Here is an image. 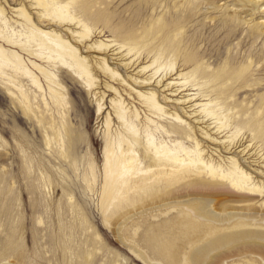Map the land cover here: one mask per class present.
Masks as SVG:
<instances>
[{
	"label": "bare ground",
	"instance_id": "6f19581e",
	"mask_svg": "<svg viewBox=\"0 0 264 264\" xmlns=\"http://www.w3.org/2000/svg\"><path fill=\"white\" fill-rule=\"evenodd\" d=\"M208 1L212 8L219 3L218 0ZM248 3L255 11L264 9V0ZM203 4L202 0H188L187 6L183 5L182 16L174 19L170 16L173 11H165L163 7L158 14L160 6L155 3L150 6V16L144 19L138 14L136 22L126 26L115 25L113 16L99 8L107 7L106 0H22L11 9L12 18L7 16L0 1V22L9 28L13 20L14 24L28 29L24 33L13 29L10 40L0 31V39L30 58L55 68L70 69L94 97L99 119L107 110L110 97L107 92L111 94L110 111L105 117L109 136L105 177L99 182H104V190L108 191L113 214L126 210L124 217L134 201L140 199L141 208L148 205L151 207L147 208L155 211L150 215L152 218L182 211L192 219L203 220L204 224L198 229L206 230L210 239L202 248L193 250L188 264H212V255L217 250L239 257L257 255L264 262V182L255 181L236 157L242 156L252 165L264 168L261 140L264 124L259 122L262 111L255 116L243 108L237 110L240 104L231 95L234 90L244 89L251 80L252 75L247 73L254 59L252 56L246 60L238 56L232 58L229 50L224 64L212 68L221 63L222 54L217 52L215 58L209 59L207 55L202 57L197 47L200 41L188 35L189 25ZM29 11L35 12L38 23L46 21L59 26V32L39 28ZM221 19L233 35L239 26L235 15ZM262 35L255 26L248 32V37L254 41ZM97 36L106 39L93 41ZM80 47L97 55H84L87 52ZM12 48L0 44V82L10 85L15 91H11L12 94L25 105V111L31 112L29 97L19 78H31L32 85L44 98V86L33 72L38 71L49 84L53 107L65 117L63 106L68 100L59 90L62 85L58 76L38 63H27L22 54ZM4 68H9L10 73L4 72ZM122 70L128 73L129 81L120 73ZM99 73L126 86L128 91L121 92L104 81L105 91L98 92ZM169 92L170 95H164ZM177 93L185 95L174 98ZM44 104L49 107L46 100ZM168 104L184 106L187 118L203 126L199 129L202 138L219 145L221 150L212 149L209 154L199 141L193 149H188L174 140L172 130L180 133L185 129L164 125L161 121L176 120L184 125L186 121L179 113L168 109ZM188 129L194 130L190 123ZM242 135V141L236 142ZM222 151L227 156H223ZM213 155L218 159L214 160ZM94 173L92 169L95 179ZM202 192H232L231 203L239 207L232 206L226 214L217 213L211 207L213 200ZM122 225L117 228L118 237L127 243L121 233ZM126 245L146 263L160 264L152 261L135 243Z\"/></svg>",
	"mask_w": 264,
	"mask_h": 264
},
{
	"label": "rangeland",
	"instance_id": "374dc122",
	"mask_svg": "<svg viewBox=\"0 0 264 264\" xmlns=\"http://www.w3.org/2000/svg\"><path fill=\"white\" fill-rule=\"evenodd\" d=\"M0 1L7 16L12 18L11 9L22 0ZM202 1L201 10L189 25V37L200 41L197 47L202 57L207 55L209 59L215 58L217 52L222 54L221 63L214 64L212 68L224 64L229 50L232 58L238 56L246 60L252 56L254 64L247 73L252 75L251 80L244 89L238 92L234 90L231 95L240 104L237 110L243 108L255 116L262 111L259 122L264 124V9L255 11L248 3L250 0H218L216 8L209 6L208 0ZM106 2L107 7L99 8L113 16L114 24L130 26L136 22L138 14L144 19L150 16V6L155 3L160 6L158 14L163 7L165 11H173L170 16L176 19L182 16L183 5L187 6L188 0ZM29 12L35 17L39 28L59 32V26L46 21L38 23L35 12ZM232 14L239 25L233 35L221 19ZM254 26L263 34L257 41L248 37L250 28ZM13 29L22 33L28 31L14 24L13 20L9 28L0 22L1 35L4 34L8 40L13 38ZM106 37L111 38L110 34H106ZM106 37L97 36L93 41L105 40ZM0 44L12 48L4 39H0ZM80 48L87 52L84 55H97L88 52L85 47ZM12 49L20 52L27 63L32 61L54 72L62 85L59 90L67 96L68 103L63 106L65 117L58 114L51 103L49 84L36 70L33 72L44 86L45 99L36 91L31 78H19L29 97L31 112L25 111V105L12 94L11 91H15L10 85L0 82V264H148L126 245L128 242L135 243L154 262L188 264L187 259L193 250L202 248L210 239L211 235L206 230L198 229L199 225L204 224L203 220L192 219L182 211H173L155 219L150 216L155 211L147 208L151 207L148 205L141 208L140 199L134 201L124 217L126 210L113 214L108 191L104 190V182H99L105 177L104 164L109 142L105 117L110 111L111 94L107 92V96H110L107 110L99 119L94 97L70 69L49 66L30 58L18 48ZM4 72L10 73L9 68H4ZM120 73L129 81L126 71ZM99 77L101 85L98 92L105 91L104 81L110 82L121 92L128 91L117 81L100 73ZM239 92L244 93L239 96ZM162 94L160 90L161 99L164 98ZM167 94L171 92L164 95ZM184 95L177 93L174 98ZM124 97L128 102L129 99ZM44 100L49 107L45 106ZM166 107L179 113L186 121V125L176 120L161 121L164 125L185 129L180 133L173 129L174 140L188 149H193L196 141H199L209 154L212 149L221 150L219 145H212L202 138L199 129L203 126L187 118L184 106L168 104ZM113 122L116 123V120ZM188 123L194 128L193 131L188 129ZM242 138L243 135L237 137L236 142L242 141ZM261 140L264 142V138ZM221 154L227 156L224 151ZM236 157L240 158L243 167L253 175L255 181L264 182V168L252 165L242 156ZM213 159L218 158L213 155ZM92 169L97 180L91 174ZM201 194L213 200L211 207L217 213L226 214L232 210V206L239 207L231 203L232 192ZM120 224H123L121 233L127 243L118 237ZM212 256V264H264L260 257L252 254L239 257L217 250Z\"/></svg>",
	"mask_w": 264,
	"mask_h": 264
}]
</instances>
